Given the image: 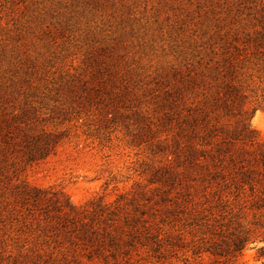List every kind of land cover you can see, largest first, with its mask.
Listing matches in <instances>:
<instances>
[{
  "label": "rangeland",
  "instance_id": "374dc122",
  "mask_svg": "<svg viewBox=\"0 0 264 264\" xmlns=\"http://www.w3.org/2000/svg\"><path fill=\"white\" fill-rule=\"evenodd\" d=\"M258 43L264 0H0V248L32 231L11 203L26 183L60 190L77 206L120 204L144 235L251 231L238 263L264 264L263 167L253 194L228 176L193 180L195 168L180 175L182 184L164 182L167 170L184 169L171 145L175 119L194 114L214 93L208 86L224 79L216 68L224 45L239 48L225 79L243 94V117L264 144ZM189 78L197 81L191 88L182 83ZM179 87L184 110L169 123ZM237 111H220L215 122L232 126ZM39 133L57 141L48 154L35 147ZM106 260L94 264H117ZM119 262L159 264L140 245Z\"/></svg>",
  "mask_w": 264,
  "mask_h": 264
},
{
  "label": "trees",
  "instance_id": "16d2710c",
  "mask_svg": "<svg viewBox=\"0 0 264 264\" xmlns=\"http://www.w3.org/2000/svg\"><path fill=\"white\" fill-rule=\"evenodd\" d=\"M255 46L264 49V43ZM238 49L235 44L223 46L216 68L224 79L208 86L210 89L215 86L214 93L203 97L202 103L193 109L194 114L188 112L182 120L175 119L173 114L180 117L184 110L181 87L171 94V111L166 118L169 123L177 120L171 145L177 165L184 167L180 174L167 170L168 179L164 182L168 181L171 188L182 184L180 175H187L190 168H195L198 171L193 180L199 178L211 183L220 178L227 183L231 178L241 188L249 184L252 194L257 191L255 184L260 182V168L264 170V144L257 141L247 118L243 117V94L225 79L234 71ZM182 83L191 88L197 81L189 78L187 83ZM234 108L238 110L234 125L223 127L215 122L220 111L233 112ZM50 138L52 135L47 133L35 136L38 142L35 147L43 155L48 154L50 144L57 143L56 140L49 143ZM11 196L13 209L33 227L32 231H17L18 239L12 247L0 248V264H94L95 259L107 261L108 256L119 264V258L123 260L139 245L145 246L154 263L159 264L179 260L183 264H239L243 248L255 240L251 231H202L190 237L183 231L176 234L146 231L144 235L137 231L134 216L120 204L90 202L89 206H77L60 190L26 183L16 185ZM258 198L264 203V196L258 194ZM135 199L134 195L129 202ZM183 202L174 204L180 208ZM189 250L199 258L190 260L185 256ZM201 254L208 258H200Z\"/></svg>",
  "mask_w": 264,
  "mask_h": 264
}]
</instances>
